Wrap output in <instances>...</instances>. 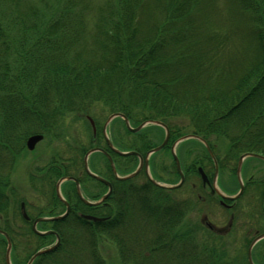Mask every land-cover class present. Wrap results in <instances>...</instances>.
<instances>
[{
    "label": "trees",
    "instance_id": "obj_1",
    "mask_svg": "<svg viewBox=\"0 0 264 264\" xmlns=\"http://www.w3.org/2000/svg\"><path fill=\"white\" fill-rule=\"evenodd\" d=\"M94 103L134 126L164 122L170 142L189 131L201 136L221 168L234 170L245 152L264 155V0H0V228L11 239L12 264H25L54 238L35 234L20 217L11 174L24 139ZM124 132L120 149L144 154L155 145L145 131ZM197 144L201 154L184 166L186 179L196 175V164L211 168ZM117 158L120 174L136 166L134 155ZM164 170L168 179L156 168L154 176L177 180L173 162ZM115 188L114 208L77 200L64 219L40 224L54 229L60 243L32 264H108L103 241L114 246L119 264H248L245 254L229 253L221 236L186 218L188 201L172 200L148 179L117 180ZM263 191L264 173L251 177L232 208L240 216L249 193L260 206L253 214L262 217L261 230ZM43 212L49 211L36 213ZM4 248L0 235V264ZM261 248L264 239L252 251L255 263L263 261Z\"/></svg>",
    "mask_w": 264,
    "mask_h": 264
},
{
    "label": "rangeland",
    "instance_id": "obj_2",
    "mask_svg": "<svg viewBox=\"0 0 264 264\" xmlns=\"http://www.w3.org/2000/svg\"><path fill=\"white\" fill-rule=\"evenodd\" d=\"M100 105H101V103L92 104L90 106L89 113L91 116L92 115L95 116L97 119H99V121L102 122L103 120L101 118H102L103 114L101 113ZM173 123L178 124V125H183L184 121L182 119H175L173 121ZM84 127L85 126L83 125V122L80 119L75 118L74 114L65 115L62 122L57 127L58 130L61 132V136L59 138L54 137V139H51L49 141L46 138V139H44V141H42L41 143H39L37 145L36 152L34 153V155L38 157L37 161H40V160L44 161L47 159L48 153L50 152V147H48V145H47L48 143L50 145L52 143H54V144L58 143L60 145H57V146H63L64 149L67 148V147H65V145H63V144H66L65 143L66 140L67 141L70 140V143L72 144V148L75 147V142H77V146H78V143L87 144L88 137L85 136V132L83 129ZM108 135H109V133H108ZM56 140H59V141H56ZM77 146H76V148H78ZM197 146H199V145H197ZM197 148L200 150V147H197ZM174 150L176 151V148H174ZM177 150H178V148H177ZM159 155L160 156L157 155L156 160L158 158H160V159H163V161H165V162H169V160H170L169 156L164 155L163 153H160ZM30 156H32V155L27 156L26 159ZM26 159H24V161H22L21 164L19 163V160H18V165L16 166L15 171L11 176V184H12V186L17 188L18 190H19V186H25L26 185L25 180H27V177H25L24 169H23V166L25 165ZM182 160L185 163H187V162H189L190 159H188L187 157L184 156ZM247 164H248V167H249V165H255V167H257L258 169H264V163L261 161H258V160H253V161L250 160L249 162H245V165H247ZM28 168H30V166L25 167V170L29 171V170H27ZM225 176H228V172L224 173V177ZM241 176H242V178H245L244 177L245 176V170L244 169H243V174ZM23 179H25V180H23ZM217 179L220 180V174L217 177ZM231 180H233L232 177H231ZM231 180H230V182H231ZM216 182H217V180H216ZM229 185L230 186L232 185V188H234V186H235V184H229ZM189 186H190L189 184H186L183 187H181L182 189H180L177 193H175V197L179 198V197L189 196V194H190V187ZM216 186L220 187L218 184ZM219 190H221V187L219 188ZM206 193H208V192L203 191L201 194L203 196H205V198H206L207 197ZM193 197H194V195H193ZM206 202H208V203H204L205 205L201 204V208H202L201 211L200 210L194 211L195 209H193L192 212L188 213L187 219L188 220L192 219L193 221H198V219H200L201 217H203L205 215V217H207L205 219L208 222H210L214 226H216L217 229L224 231V228L228 222L227 214L213 200L206 199ZM8 215L10 217L11 213L9 212ZM249 223H250L249 220L238 219L236 222V225L233 228L231 236L228 238L224 237L223 241L226 242L227 250L229 251V253L231 255L245 254L246 247L244 246L243 242H244V238L246 236L244 234L247 233L248 236H250L253 233V227H251ZM199 231H202V230L200 229ZM201 234H203V233H201ZM204 235L205 234H203V236ZM219 241L220 240L215 239L216 244H218ZM102 245H103L102 255L107 260V263L108 264H119L117 262V259L115 256L116 252L114 250L115 249L114 246L112 244L104 242V241L102 242Z\"/></svg>",
    "mask_w": 264,
    "mask_h": 264
},
{
    "label": "flooded vegetation",
    "instance_id": "obj_3",
    "mask_svg": "<svg viewBox=\"0 0 264 264\" xmlns=\"http://www.w3.org/2000/svg\"><path fill=\"white\" fill-rule=\"evenodd\" d=\"M100 142V144H101V147H102V145H103V140H101V141H99ZM104 150V149H103ZM106 151V150H105ZM106 152H108V150L106 151ZM37 156H35L33 159L35 160V161H37ZM99 165L100 166H102V161L101 160H99ZM69 167H71V165H70V163H69ZM83 167V166H82ZM83 170H80V172H79V176H80V178H81V185H83L84 186V188L85 189H90V190H92L93 192H92V196H95V195H98L99 193H100V186H98L97 184H96V180L93 178V177H91L89 174H87V172L84 170V168H82ZM94 173H96V172H94ZM97 175H99V176H101L103 179H105V180H107V181H109L110 182V178H109V176L106 174V175H103V174H99V173H96ZM113 174V173H112ZM61 177H74V178H76L77 179V177H75V176H70V175H66V174H64V175H61L59 178H61ZM58 178V179H59ZM113 178H114V176H113ZM57 179V180H58ZM78 180V179H77ZM79 181V180H78ZM64 182H65V180L61 183V192H62V194L64 195V192L65 193H67V194H69V195H72V193H74V191L72 192V189L68 186V188H65L66 186L64 185ZM102 184H104L103 182H101ZM56 185V182L54 183V186ZM105 185V184H104ZM207 188H208V190L210 191V192H213V190H211V188L209 187V186H207ZM75 193H76V190H75ZM103 193H101V195H102ZM90 195V196H91ZM100 195V196H101ZM88 196V195H87ZM33 197H35V198H37V197H39L40 199H42V197L41 196H39V195H37V194H34L33 195ZM117 193L115 192V197H113V203L114 204H116V202H117ZM90 197L88 196V199H89ZM38 199V198H37ZM39 200V199H38ZM63 203V202H62ZM31 205L33 206L32 208H37L36 207V205H35V203H31ZM65 205H64V203H63V205H62V207H64ZM107 205H105V204H101V205H99V207H106ZM47 208H49V209H58V208H61V205H53V204H48L47 206H46ZM65 208V207H64Z\"/></svg>",
    "mask_w": 264,
    "mask_h": 264
},
{
    "label": "water",
    "instance_id": "obj_4",
    "mask_svg": "<svg viewBox=\"0 0 264 264\" xmlns=\"http://www.w3.org/2000/svg\"><path fill=\"white\" fill-rule=\"evenodd\" d=\"M140 126H141V125H140ZM140 126H139V127H140ZM40 138H41V135H32V136H30V137L27 139V142H26L27 146H28L29 148H32L33 145H34V143H35L37 140H39ZM166 138H167V135H166L164 141L161 143V145H159L158 147H156V148L150 150L149 152H152V151H155V150L160 149V148L165 144V142H166ZM118 152H119V151H118ZM120 153H121V154H126L125 152H120ZM248 155H249V156H257V157H260V158H263V159H264L263 156H260V155H257V154H252V153H246V154L242 155V156L239 158V162H238V164L240 165V163H241V159H242L244 156H248ZM176 163H177V167L179 168V165H178L177 160H176ZM85 167H86V165H85ZM86 169H87V167H86ZM200 171H201V170H200ZM133 174H134V173L130 174L129 176H131V175H133ZM180 175H181V173H180ZM202 175H203V174H202ZM203 177H204V175H203ZM181 180H182V175H181ZM241 191H242V185H241V183H240V189H239V192H238L235 196H237ZM105 196H106V195H104V197H105ZM235 196H233V197H228V198H234ZM263 203H264V195H263ZM66 212H67V211H66ZM66 212H65L63 215L58 216L57 218H61V217H63V216L66 214ZM32 228H33V230L36 231L37 233H42V232H39V231H37V230L35 229V223H33ZM50 232H52V231H47L46 233H50ZM0 233L3 234V235L5 236V238H6V240H7V243H8V244H7L6 253H5V263H6V264H10L9 256H8V255H9V250H10L9 238H8L7 234H6L4 231L0 230ZM262 236H264V233H263L262 235H259V236L256 237L255 239H253V241L250 243V245H249V247H248V249H247V259H248L249 264H253L252 261H251V256H250L251 246L253 245V243H254L258 238H260V237H262ZM56 237H57V236H56ZM58 241H59V240H58V237H57V241H56V243H55L54 245H52L51 247H48V248H46V249L36 251V252L30 257V259L28 260V262H27L26 264H30V263L32 262V260H33L38 254H40L41 252L48 251V250L54 248V247L57 245Z\"/></svg>",
    "mask_w": 264,
    "mask_h": 264
}]
</instances>
